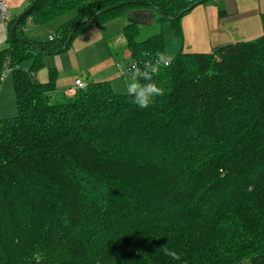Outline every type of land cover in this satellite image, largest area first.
Here are the masks:
<instances>
[{"label": "trees", "instance_id": "trees-1", "mask_svg": "<svg viewBox=\"0 0 264 264\" xmlns=\"http://www.w3.org/2000/svg\"><path fill=\"white\" fill-rule=\"evenodd\" d=\"M203 1L28 0L13 32L8 20L0 73L11 68L17 114L0 118V264H264V32L178 51L147 108L109 80L54 97L56 70L43 63L127 16L125 68L143 67L165 35L139 38L134 11L179 35ZM67 11L52 39L24 32Z\"/></svg>", "mask_w": 264, "mask_h": 264}, {"label": "crops", "instance_id": "crops-1", "mask_svg": "<svg viewBox=\"0 0 264 264\" xmlns=\"http://www.w3.org/2000/svg\"><path fill=\"white\" fill-rule=\"evenodd\" d=\"M9 20L19 15L28 4V0H5ZM222 9L224 13L220 14ZM114 23V22H113ZM103 28L93 24L84 32L79 33L67 49L64 60L71 65L64 68V60L59 54H52V63L47 61L44 67L56 70V89L54 97H65V89L70 87L75 78L84 82L109 80L113 88H125L127 77L121 71L129 63V53L124 47V36L119 27L108 32L109 25ZM27 24L24 32L27 34ZM105 29V31L103 30ZM264 32V0H205L193 6L180 19V36L173 34L176 40L173 51H212L215 47L241 40L254 39ZM7 35V24L0 22V34ZM53 33V32H52ZM52 33H48L52 34ZM30 37L34 35L27 34ZM47 35V38H48ZM7 39V38H6ZM0 42V47L6 44ZM111 49H117V58ZM99 56V59H96ZM170 56V55H169ZM123 63H120L122 62ZM44 63V62H43ZM64 63V64H63ZM45 65V63H44ZM37 81L46 80V69L34 75Z\"/></svg>", "mask_w": 264, "mask_h": 264}, {"label": "rangeland", "instance_id": "rangeland-1", "mask_svg": "<svg viewBox=\"0 0 264 264\" xmlns=\"http://www.w3.org/2000/svg\"><path fill=\"white\" fill-rule=\"evenodd\" d=\"M23 11V10H22ZM20 11L19 14L22 12ZM74 14V11H67L55 19L51 20L50 22L44 24V25H35V24H27V34L34 35L35 38L39 39H45L47 38L48 33L55 32L56 28L63 23L65 20H67L69 17H71ZM134 15L137 16L135 13ZM158 14L156 16V19H154L151 23L148 21H145L140 24V31H139V38H145L149 35H152L154 33H157L159 31H162L165 35V47H164V53L170 55L172 57L174 54L173 48H169L173 46L174 41L176 40L175 36L173 34H176L175 30L173 29L170 20H161L159 21L157 19ZM131 19H128V17H124L122 19H119L117 21H114L112 25H109L108 32L111 33L113 28L119 27L122 24ZM140 20V19H139ZM110 24V23H107ZM105 31V29H103ZM8 35V34H7ZM7 35L5 33L0 34V42L4 43L5 39L7 38ZM177 35V34H176ZM180 36V34H179ZM113 57L117 58V53H120L117 49H111ZM114 52V53H113ZM61 55L60 58H65L67 56L66 54H70L68 50L62 51L59 53ZM99 59V56L96 58ZM64 60V59H63ZM47 61L49 63H52V54H47L43 56V62L45 63L44 66H46ZM64 68H68L69 65H71L70 61L68 60L66 63V60L63 61ZM120 63H123L120 62ZM4 72V78L0 82V118H6L11 117L13 115L17 114V107H16V101H15V95H14V88H13V81H12V74L10 71L3 70ZM131 74H128L127 77L121 79L123 82L128 81L130 79ZM113 88V87H112ZM116 92L123 93L126 92L125 88H121L118 90L117 88H113Z\"/></svg>", "mask_w": 264, "mask_h": 264}, {"label": "clouds", "instance_id": "clouds-1", "mask_svg": "<svg viewBox=\"0 0 264 264\" xmlns=\"http://www.w3.org/2000/svg\"><path fill=\"white\" fill-rule=\"evenodd\" d=\"M170 61L168 54L158 52L154 62H147L143 67L132 64L130 79L125 82V91L140 108L149 107L155 97L164 94L163 87L157 84L154 77L160 73L162 67H168Z\"/></svg>", "mask_w": 264, "mask_h": 264}, {"label": "built area", "instance_id": "built-area-1", "mask_svg": "<svg viewBox=\"0 0 264 264\" xmlns=\"http://www.w3.org/2000/svg\"><path fill=\"white\" fill-rule=\"evenodd\" d=\"M216 1V0H214ZM9 20V15H8V10H7V5L5 0H0V22L2 23H6ZM53 34H49L48 35V39H52ZM134 64V63H132ZM132 64H130L129 67L123 69L120 73L121 75H128L131 74V66ZM11 68L7 67L5 68V70L10 71ZM4 76V72L0 73V79H3ZM86 82H84L83 80H81L80 78H75L72 85L68 88L65 89L64 93L67 97H72L75 95V93L79 90V89H83L86 86Z\"/></svg>", "mask_w": 264, "mask_h": 264}, {"label": "water", "instance_id": "water-1", "mask_svg": "<svg viewBox=\"0 0 264 264\" xmlns=\"http://www.w3.org/2000/svg\"><path fill=\"white\" fill-rule=\"evenodd\" d=\"M27 12V10L26 9H24L18 16H17V18L15 19V21L13 22V24H12V26H11V32H13L14 31V29H15V27H16V25L18 24V22H19V20H20V18L25 14ZM140 14V15H142V17H144V19L143 18H140V21H148L149 23H151L152 22V20H153V17H154V11L153 10H150V9H139V10H136V11H134V14ZM129 14H131V12H128L127 13V15H129ZM77 25V24H76ZM21 41L23 42V43H25V42H27L26 40H24V39H21Z\"/></svg>", "mask_w": 264, "mask_h": 264}]
</instances>
